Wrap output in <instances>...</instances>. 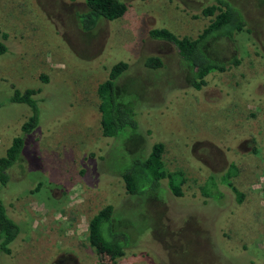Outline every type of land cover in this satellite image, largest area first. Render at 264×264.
<instances>
[{"label": "rangeland", "instance_id": "1", "mask_svg": "<svg viewBox=\"0 0 264 264\" xmlns=\"http://www.w3.org/2000/svg\"><path fill=\"white\" fill-rule=\"evenodd\" d=\"M122 16L84 30V0H0V157L19 136V159L0 190L19 232L0 264H109L87 238V221L112 205L117 264H264V0H228L246 30L214 39L205 52L238 63L210 72L200 90L188 68L150 28L194 37L207 24L200 9L213 0H121ZM162 66L144 67L147 56ZM123 61L114 80L135 111L136 129L101 134L96 86ZM32 88L30 107L10 100ZM155 142L169 172L180 171L182 195L148 187L127 194L119 173ZM228 178L242 193L236 203ZM208 176H212L213 182ZM215 196H203L201 188Z\"/></svg>", "mask_w": 264, "mask_h": 264}, {"label": "trees", "instance_id": "2", "mask_svg": "<svg viewBox=\"0 0 264 264\" xmlns=\"http://www.w3.org/2000/svg\"><path fill=\"white\" fill-rule=\"evenodd\" d=\"M86 10L80 13V24L84 30L92 28L98 18L106 20L116 19L124 13L126 4L121 0H84ZM200 15L208 18V22L194 37L186 35L178 36L166 28H150L147 31L148 37L170 43L176 49L180 59L188 68L186 81L195 90H200L206 83V76L210 72H224L238 63V59L232 57L228 60L211 58L205 52L209 42L214 39L232 38L237 33L246 30V22L241 12L228 0H213L210 4L200 9ZM5 47L0 41V54ZM144 67L155 69L162 66L158 56H147L143 59ZM127 64L123 61L114 63L108 70L107 77L97 84L95 92L98 98L97 109L99 112V125L101 134L105 137L117 136L125 129H136L135 111L129 102L124 101L121 95L120 86H116L114 80L126 69ZM35 90L32 88L23 91L13 90L10 100L28 105L32 114L23 123L22 131L28 132L36 122V106L32 95ZM264 122V107H263ZM22 146V139L19 136L12 138L3 156L0 157V190L8 180L6 172L16 160ZM163 144L153 143L147 153L140 157H133L127 162L119 173L124 190L127 194H139L147 186H159L160 180L165 179L166 188L174 196L182 195L181 184L183 178L180 171L169 172L164 167L161 158ZM234 166L225 174L219 176V182L230 187L234 194L236 203L242 201V193L228 179ZM212 188L215 181L212 176ZM206 182L201 188L203 196H215L211 189L205 188ZM264 196V185L262 186ZM112 205L106 204L94 213L87 221V238L89 242L98 246L101 251L109 254V264H117V258L123 254L124 244L114 242L113 236L118 234L111 227L113 222ZM19 232V226L7 216L6 208L0 199V252L10 253V243Z\"/></svg>", "mask_w": 264, "mask_h": 264}]
</instances>
